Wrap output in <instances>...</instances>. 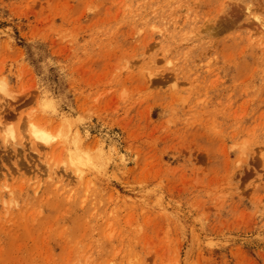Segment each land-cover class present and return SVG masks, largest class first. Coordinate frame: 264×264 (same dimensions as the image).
Wrapping results in <instances>:
<instances>
[{
    "label": "rangeland",
    "instance_id": "374dc122",
    "mask_svg": "<svg viewBox=\"0 0 264 264\" xmlns=\"http://www.w3.org/2000/svg\"><path fill=\"white\" fill-rule=\"evenodd\" d=\"M0 264H264V0H0Z\"/></svg>",
    "mask_w": 264,
    "mask_h": 264
},
{
    "label": "bare ground",
    "instance_id": "6f19581e",
    "mask_svg": "<svg viewBox=\"0 0 264 264\" xmlns=\"http://www.w3.org/2000/svg\"><path fill=\"white\" fill-rule=\"evenodd\" d=\"M43 138V137H42ZM44 139H46V138H44Z\"/></svg>",
    "mask_w": 264,
    "mask_h": 264
}]
</instances>
